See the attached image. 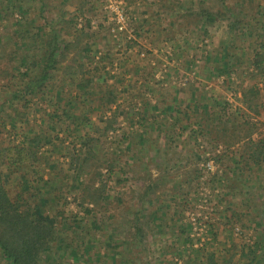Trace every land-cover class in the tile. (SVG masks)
I'll list each match as a JSON object with an SVG mask.
<instances>
[{"label":"rangeland","instance_id":"obj_1","mask_svg":"<svg viewBox=\"0 0 264 264\" xmlns=\"http://www.w3.org/2000/svg\"><path fill=\"white\" fill-rule=\"evenodd\" d=\"M20 2L0 0V70L14 77L0 79V147L39 144L36 160L0 163V178L10 198L35 196V210L59 229L48 264H206L210 254L215 264H264V164L245 167L237 145L225 150L201 133L213 116L264 136V74L251 65L264 52V0ZM40 5L57 30L82 11L61 35L85 27L92 37L71 51L68 73L57 66L46 88L11 100L38 54ZM202 9L224 17L214 22ZM248 86L258 92L256 116L241 102ZM86 135L103 165L99 207L81 203L90 172L71 164ZM0 264H9L1 251Z\"/></svg>","mask_w":264,"mask_h":264},{"label":"trees","instance_id":"obj_2","mask_svg":"<svg viewBox=\"0 0 264 264\" xmlns=\"http://www.w3.org/2000/svg\"><path fill=\"white\" fill-rule=\"evenodd\" d=\"M20 1L17 0L19 3L13 7L14 9L22 6ZM124 1L131 4L136 0ZM76 14L81 16L83 13L77 10L68 19L61 17L59 19L61 27L57 30L52 23L43 17V7L42 5L39 6L38 18L43 22L44 29H42L39 35L34 34L32 37L34 45L37 46L38 54L28 56L32 58V68L24 73L25 83L21 89L22 91H17V89L12 90L11 100L12 98L17 99L20 95H29L32 91H40L46 88L51 74L57 66L64 64L63 72L68 73L70 71L72 62L71 59L68 62V58L72 55L71 51L79 49L83 40L92 37V34L85 27L78 29L74 33L73 39L68 40L62 37L61 34L64 30L73 28ZM201 15L214 22L224 17L223 13H212L204 9H202ZM240 23L241 21L237 19L231 21L228 24L229 32L235 30ZM261 47L260 45L259 49ZM14 55L12 52L9 53V57L12 59ZM251 65L257 73L264 74V52L256 51ZM8 77L10 80H14V77H10V70H0V79H7V85L12 82L9 81ZM92 80L91 77H87L85 82L79 85V90L83 95H90L87 87L91 84ZM257 97L258 92L253 86H248L241 93L243 106L255 116L258 115L254 106ZM209 117V120L204 118L201 125V133L206 139H210L213 143L221 144L225 150L237 145L239 152H241L239 153L241 163L245 167L255 168L264 164V136L257 137L256 139L252 138V135L255 133L253 124L246 121L243 124L232 125L233 123H231L227 125L228 123H223L219 120L220 117H216V120H214L215 117L213 116ZM114 123L115 121L106 123L100 133L105 134L108 130H112ZM217 123L218 125H214ZM95 141V139L86 135L81 142V146L84 148L82 155L72 157L71 164H73L74 168L78 165V170L81 169L82 172L84 170H86V173L90 172L81 185L79 195L81 203L92 207H99L105 203L106 185L101 180V174L98 173V170L103 165H101V159L97 157L92 149V144ZM31 144L32 148L30 149L13 145L3 149L0 147V163L18 167L25 162L36 160V149L39 144V138L35 137ZM32 198L34 201H22L21 197L10 198L0 178V251L9 264H48L51 262L53 255H55L56 245L62 237L60 236L59 229H56L41 212L38 213L35 210V196H32ZM84 210L87 214L91 211V209ZM137 221L135 220L134 223H137ZM135 226L137 233H140L141 227L138 224ZM206 264H215L211 254L207 257Z\"/></svg>","mask_w":264,"mask_h":264},{"label":"built area","instance_id":"obj_3","mask_svg":"<svg viewBox=\"0 0 264 264\" xmlns=\"http://www.w3.org/2000/svg\"><path fill=\"white\" fill-rule=\"evenodd\" d=\"M122 13H123V12H121L120 10H117V9H116V11H115V16H116L115 21H116L117 24H118V28H119V30H121V29L123 28V25H124V23H125V19L123 18L124 16H123Z\"/></svg>","mask_w":264,"mask_h":264}]
</instances>
